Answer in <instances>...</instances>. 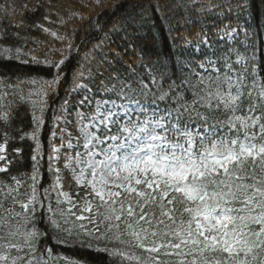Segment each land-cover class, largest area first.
<instances>
[{
    "label": "snow or ice",
    "instance_id": "snow-or-ice-1",
    "mask_svg": "<svg viewBox=\"0 0 264 264\" xmlns=\"http://www.w3.org/2000/svg\"><path fill=\"white\" fill-rule=\"evenodd\" d=\"M73 2L33 5L47 11L32 27L61 44L43 59L19 32L0 31V57L49 70V78L0 74V264H86L53 251L76 243L96 245L111 264H264V64L232 48L193 61L184 55L191 40L176 34L177 76L137 43L150 19L143 10L102 22L96 9L115 7L110 0ZM212 7L233 11L231 2ZM235 8L246 11L245 0ZM0 11L16 15L7 4ZM85 25L103 35L81 52ZM237 31L225 25L216 39ZM201 46L212 48L204 31L194 50ZM18 102L31 105V132L14 127ZM49 112L45 153L38 133ZM25 139L34 142L30 173L16 146ZM66 179L83 196L64 191Z\"/></svg>",
    "mask_w": 264,
    "mask_h": 264
},
{
    "label": "trees",
    "instance_id": "trees-1",
    "mask_svg": "<svg viewBox=\"0 0 264 264\" xmlns=\"http://www.w3.org/2000/svg\"><path fill=\"white\" fill-rule=\"evenodd\" d=\"M46 3V0H43ZM229 2L233 4V11L229 12L226 7H212L210 5H227ZM42 3V0H0V5L7 4L15 8L16 15L5 17L4 13L0 11V31L7 30L11 35L19 32L21 38H27V48H36V54L43 59L44 52L48 47H61V44L53 37L43 33L39 29L32 27L37 22H42V17L47 11L46 7H42L39 11H33V5ZM52 3L59 5L70 4L74 5L73 0H52ZM110 3L115 7H106L104 9H96L100 13L99 19L104 21H111L114 17L125 15L127 12L144 11L148 19L143 25L139 35L136 38L137 43L143 50L152 58L154 63L160 65H167L171 71L180 75L178 68L173 63V58L176 56L172 37L176 34H186L191 40L192 48L184 51L186 58L193 61H198L203 58L205 54L211 56L215 51L217 55H222L229 48L238 49L241 55L251 56L255 52L257 61L264 64V0H245L247 10L241 11L235 8V0H110ZM136 4V8H131L132 4ZM160 5V11L157 12L155 5ZM27 5L26 10L24 6ZM63 11V9H61ZM95 16V12L93 13ZM55 16L53 20H55ZM24 22L23 28H16L12 25ZM11 21V23H9ZM231 25L238 27V37L232 42L216 39V32L220 27ZM55 29V25H48ZM71 27V25H69ZM245 29L248 37H245ZM64 31V29H58ZM207 32L212 40L213 51L204 49L200 54H196L195 46L199 43L200 33ZM102 33L92 31L87 25L80 29L77 34L76 43L79 45L84 40V47L81 52L87 48H91L92 44L97 39L102 37ZM86 38V39H85ZM115 46L123 47L124 42L117 37H113ZM36 41V43H33ZM10 44H22L23 39L16 41L14 38L9 41ZM236 57L233 55L232 59ZM77 58H73L70 63L65 65L64 72L68 76V81L65 82L61 89V95L64 90L70 86L74 71L76 70ZM49 70L41 65L36 64H22L15 60H5L0 57V74L11 77L13 80L17 76L21 78H28L30 76L48 77ZM190 98V94H189ZM19 112L18 118L15 120L14 127L23 128L25 132L32 131L31 123V105L24 102L15 104ZM163 107V105H161ZM47 123L42 127L38 133L44 152L48 150V142L50 129L52 126L51 112L46 114ZM17 147L24 149V158L21 165V172H31V155L34 142L31 139H25L23 142L17 140ZM46 163L43 164L41 171L44 173L42 184L47 187L51 182V177L46 172ZM64 190L69 191L76 196L79 191L80 195L83 192L79 190L71 181L65 180ZM53 208H56L55 195L52 196ZM67 208L68 205H63ZM96 245L92 248L81 246L79 243L67 247L53 245L54 253L85 261L86 264H111L110 258L102 251L95 250ZM63 264V261L59 262Z\"/></svg>",
    "mask_w": 264,
    "mask_h": 264
},
{
    "label": "rangeland",
    "instance_id": "rangeland-1",
    "mask_svg": "<svg viewBox=\"0 0 264 264\" xmlns=\"http://www.w3.org/2000/svg\"><path fill=\"white\" fill-rule=\"evenodd\" d=\"M66 192H68V191H66ZM70 194H71V193H70ZM71 195H72V194H71ZM72 196H73V195H72ZM73 199H76V197L73 196ZM66 205H67V204H66Z\"/></svg>",
    "mask_w": 264,
    "mask_h": 264
}]
</instances>
